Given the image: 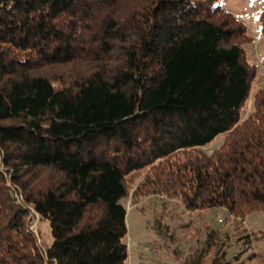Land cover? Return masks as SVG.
Here are the masks:
<instances>
[{
    "label": "trees",
    "instance_id": "trees-1",
    "mask_svg": "<svg viewBox=\"0 0 264 264\" xmlns=\"http://www.w3.org/2000/svg\"><path fill=\"white\" fill-rule=\"evenodd\" d=\"M219 1L0 0V264H127V177L157 161L141 188L239 220L192 264L264 260L229 257L264 210V88L244 116L258 67Z\"/></svg>",
    "mask_w": 264,
    "mask_h": 264
},
{
    "label": "rangeland",
    "instance_id": "rangeland-1",
    "mask_svg": "<svg viewBox=\"0 0 264 264\" xmlns=\"http://www.w3.org/2000/svg\"><path fill=\"white\" fill-rule=\"evenodd\" d=\"M220 4L239 17L247 28L251 42L245 45L248 59L258 67L257 76L252 85L251 95L246 103L244 116L253 108L255 93L264 88V34L260 24V14L264 10V0H220ZM225 134L218 135L206 148L208 152L220 147ZM161 161L136 170L128 175L130 195L124 199L127 208L128 245L127 264H192V253L205 239L208 227L232 229L239 226L238 221L229 215L226 208L215 207L190 211L180 197L171 190L162 192L153 185L141 188L147 176L157 173ZM32 229L40 244L50 247L54 241L51 224L48 219L34 215ZM246 227L252 235V248L242 242H236L229 257L239 256L245 259L253 251L264 258V210L251 214L240 228ZM195 258V256L193 257ZM251 264H264L260 259Z\"/></svg>",
    "mask_w": 264,
    "mask_h": 264
}]
</instances>
